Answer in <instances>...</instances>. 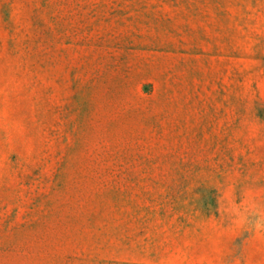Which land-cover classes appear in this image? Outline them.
<instances>
[{"label":"rangeland","instance_id":"obj_1","mask_svg":"<svg viewBox=\"0 0 264 264\" xmlns=\"http://www.w3.org/2000/svg\"><path fill=\"white\" fill-rule=\"evenodd\" d=\"M0 264H264V0H0Z\"/></svg>","mask_w":264,"mask_h":264}]
</instances>
